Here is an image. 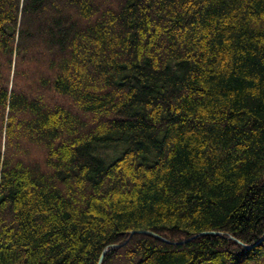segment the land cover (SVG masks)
Wrapping results in <instances>:
<instances>
[{
	"label": "trees",
	"instance_id": "trees-1",
	"mask_svg": "<svg viewBox=\"0 0 264 264\" xmlns=\"http://www.w3.org/2000/svg\"><path fill=\"white\" fill-rule=\"evenodd\" d=\"M262 238L264 0H0V264H264Z\"/></svg>",
	"mask_w": 264,
	"mask_h": 264
},
{
	"label": "water",
	"instance_id": "water-1",
	"mask_svg": "<svg viewBox=\"0 0 264 264\" xmlns=\"http://www.w3.org/2000/svg\"><path fill=\"white\" fill-rule=\"evenodd\" d=\"M133 233H139V234H147V235H149V236H151V237H155V238H157V239H160V240H162L164 243H166V242H168L166 239L164 240V239H162L159 235H157V234H153V233H150V232H147V231H138V232H135V231H132L131 233H130V236H132V234ZM209 234H213V235H219L218 233H215V232H209V233H207V232H202V233H200V234H198V235H209ZM196 236H194V237H192V238H195ZM264 238H262V239H260L261 241L263 240ZM188 240H190V239H187V241ZM187 241H183V242H176L175 243V245H177V244H183V243H186ZM107 252V250H104L102 253H101V255H100V260H99V263L98 264H101V262H102V260H103V256L105 255V253Z\"/></svg>",
	"mask_w": 264,
	"mask_h": 264
}]
</instances>
